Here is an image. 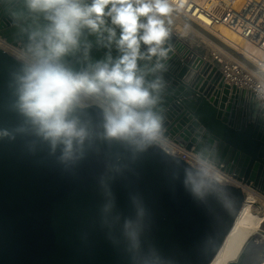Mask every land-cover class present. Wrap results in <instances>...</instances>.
I'll return each instance as SVG.
<instances>
[{"label":"clouds","instance_id":"clouds-1","mask_svg":"<svg viewBox=\"0 0 264 264\" xmlns=\"http://www.w3.org/2000/svg\"><path fill=\"white\" fill-rule=\"evenodd\" d=\"M178 7L171 0H0V13L22 37L18 67L0 103L15 123L0 126V142L19 140L28 155L72 176L95 158L100 203L94 224L128 264H176L145 238L150 213L143 196L129 192L133 215L124 216L116 211L112 185L127 180L140 156L166 141L164 74ZM189 29L185 24L180 34ZM254 76V102L264 113V63ZM172 179L198 206L208 209L215 201L231 211L214 142L201 139L194 164Z\"/></svg>","mask_w":264,"mask_h":264},{"label":"water","instance_id":"water-1","mask_svg":"<svg viewBox=\"0 0 264 264\" xmlns=\"http://www.w3.org/2000/svg\"><path fill=\"white\" fill-rule=\"evenodd\" d=\"M0 38L14 46L22 39L4 13ZM170 42L174 50L164 74L165 136L195 152L201 139L214 142L218 165L264 193V126L255 116V102L242 117L235 115L227 96H236L237 89L229 90L215 66L194 51H181L182 41L174 32ZM17 67L16 57L0 47V103L8 97L9 74ZM14 123L12 114L0 111V126ZM184 166L191 164L161 144L150 147L127 180L113 183L116 211L133 215L129 192H139L150 213L146 240L172 255L176 264H208L232 226L244 192L240 185L227 184L233 196L231 211L215 201L208 209L198 206L172 179ZM99 167L90 158L72 176L51 160L28 155L19 140L0 142V264H128L123 251L94 224L100 203L95 183ZM85 232L87 240L82 239ZM258 244L250 238L234 264L258 262Z\"/></svg>","mask_w":264,"mask_h":264},{"label":"built area","instance_id":"built-area-1","mask_svg":"<svg viewBox=\"0 0 264 264\" xmlns=\"http://www.w3.org/2000/svg\"><path fill=\"white\" fill-rule=\"evenodd\" d=\"M171 2L176 6L182 5L174 12L179 18L187 19L209 31L218 25L228 26L259 50L258 55L251 57L241 48L231 44L227 46L224 40L220 42L210 36L211 41L200 40L207 48L206 52L195 53L194 51L204 62L215 66L223 82L228 84L229 90L232 86L237 89L236 96L229 92L227 100H230V107L235 115L242 117L248 113L249 105L254 101L256 85L254 73L257 65L264 63V0H171ZM10 47L19 48L11 44ZM190 56L189 52L188 57ZM255 116L260 117L261 124L264 126V113H261L257 107ZM161 145L168 152L179 156L191 165L194 164L195 151L186 149L184 145L168 137ZM219 167L228 183L242 187L243 184L234 176V173L224 170L221 165Z\"/></svg>","mask_w":264,"mask_h":264},{"label":"bare ground","instance_id":"bare-ground-1","mask_svg":"<svg viewBox=\"0 0 264 264\" xmlns=\"http://www.w3.org/2000/svg\"><path fill=\"white\" fill-rule=\"evenodd\" d=\"M173 19L179 22V24H175L176 26H174V28L176 27L181 30L184 27L182 25L183 20L176 16L175 13L173 14ZM209 34L220 42H227V46L231 44L232 46L241 48L251 57L259 54V50L256 46L243 39L235 30L228 26H215L212 31H209ZM201 40L208 42L211 41V38L204 35V37H201ZM0 47L16 57L15 54L18 48L12 49L10 44L5 43L2 38H0ZM187 50V47L182 42L181 51ZM242 189L244 192L242 206L220 247L208 264H234L250 238L259 240L257 248L259 261L253 264H264V193H258V190L247 185H242Z\"/></svg>","mask_w":264,"mask_h":264},{"label":"rangeland","instance_id":"rangeland-1","mask_svg":"<svg viewBox=\"0 0 264 264\" xmlns=\"http://www.w3.org/2000/svg\"><path fill=\"white\" fill-rule=\"evenodd\" d=\"M182 25L184 26L185 24L190 26V29L187 33V35H181L180 33H182L184 31V27L180 30L177 29L176 27L174 28V31L176 33V35L180 38V40L184 43V45L187 47L188 50H192L195 51L197 53L199 52H203V51H207V48H205L203 46V44L200 42L201 37H204V35L210 37L211 35L209 34V30H205L197 25H195L194 23H192L191 21L187 20V19H182ZM179 22L174 20V26H176L175 24ZM190 23V24H189ZM203 31V32H202ZM202 33V34H201ZM204 34V35H203ZM200 49V51H199ZM258 192V191H256ZM260 193V192H258Z\"/></svg>","mask_w":264,"mask_h":264},{"label":"flooded vegetation","instance_id":"flooded-vegetation-1","mask_svg":"<svg viewBox=\"0 0 264 264\" xmlns=\"http://www.w3.org/2000/svg\"><path fill=\"white\" fill-rule=\"evenodd\" d=\"M16 55V54H15Z\"/></svg>","mask_w":264,"mask_h":264}]
</instances>
